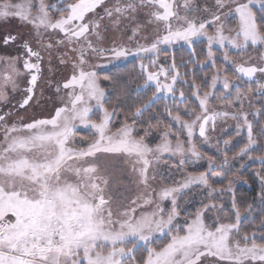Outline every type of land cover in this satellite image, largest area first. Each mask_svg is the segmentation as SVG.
<instances>
[{
	"label": "snow or ice",
	"instance_id": "6c2138e0",
	"mask_svg": "<svg viewBox=\"0 0 264 264\" xmlns=\"http://www.w3.org/2000/svg\"><path fill=\"white\" fill-rule=\"evenodd\" d=\"M9 19L31 32L0 38L17 48L0 55V264H264V104L248 99H264V0H0ZM176 45L188 58L161 63ZM228 120L247 134L231 160L261 164L251 202L233 137L210 135Z\"/></svg>",
	"mask_w": 264,
	"mask_h": 264
},
{
	"label": "trees",
	"instance_id": "16d2710c",
	"mask_svg": "<svg viewBox=\"0 0 264 264\" xmlns=\"http://www.w3.org/2000/svg\"><path fill=\"white\" fill-rule=\"evenodd\" d=\"M59 0H51V2L57 3ZM203 49V51H202ZM196 53L197 56L200 59H204L206 56V50L204 48V45H200L197 44L196 45ZM175 55L176 58V62L180 63L181 59H187L188 58V52L186 50H182L181 48H177L174 49L172 52H170L169 54L165 55L163 54V56L161 57V59H163L165 62H171L172 56ZM218 63L221 62V58L220 55H218L216 57ZM162 63V61H160ZM133 64H134V60H130V61H126L123 64H120V68L122 70V72H127V71H131L133 68ZM189 67H192L191 65H189ZM229 68L231 69V65H229ZM197 69V76L200 78H203L205 75H207L209 78L212 74V69L210 67V65H206L203 69H200V66L197 65L196 66ZM183 71V69H182ZM189 79H191V77H189ZM142 83V81H139ZM134 86V84H133ZM151 92H148L147 95L145 96V99H147V96H150ZM217 95H219V89L217 90ZM255 102H256V107H259L260 105H262L263 101L262 98L255 96ZM156 107H160L163 108V100H161V102L159 104L156 105ZM120 118L123 119V113H120ZM156 138V133L155 131L153 132V135L151 137H149L150 140L155 139ZM246 143V141H242L239 145L235 146L228 154L229 159H230V164L233 167V169L235 170V168H240V165L243 163L245 165V167L240 168V172L249 179V185H251V187H249V185H247V187L244 186H236L237 188V197L238 199H240L241 201H247V202H251L254 200L257 191L259 190L258 187L253 183V178L251 177V173L254 171H258L261 168V164L260 163H252V160H248L246 157L243 159H237L236 161H232L231 157L235 155V153L239 150V148L241 146H243V144ZM204 151V150H203ZM206 155H210L207 151H204ZM261 154L259 149H257V151L255 153H253V155H259ZM219 156L220 160H223V155H216ZM253 161H258V160H253ZM206 169V161H201L199 164H196L193 169H190V172H198L201 170H205ZM200 197H192L191 193H189V197H186V199H189L190 202L187 204L182 203V208H187L190 211H194L195 207L198 205V201H199ZM225 203L228 204L230 203V201L225 198ZM256 213H259L260 211V207H259V202H256Z\"/></svg>",
	"mask_w": 264,
	"mask_h": 264
},
{
	"label": "rangeland",
	"instance_id": "374dc122",
	"mask_svg": "<svg viewBox=\"0 0 264 264\" xmlns=\"http://www.w3.org/2000/svg\"><path fill=\"white\" fill-rule=\"evenodd\" d=\"M57 3H59V1ZM227 23L230 26H233L235 24V21L231 17H229L227 20ZM30 32H31V27L23 24L22 22L18 21L17 19H9L6 21L0 20V36H2V37L5 36L6 34H14L17 36L27 37L30 34ZM110 35H112V34L110 33ZM33 47H35V44H33ZM177 48H181V47L179 45L174 46L172 49L168 50V54ZM11 50H14L13 46H8V47L2 46L1 47V45H0V55H6V53H9ZM16 52H17V50H16ZM163 54L164 53L161 52V54L159 56V61H162V63L165 62L163 59H161ZM130 60H134V59L130 57L127 61H130ZM124 62H126V61L118 62V64L120 65V64H123ZM48 78H49V73L47 70V62L45 61L44 79L47 80ZM40 86L46 88V85L43 82H41ZM9 91H11V90H9ZM255 96L256 95H253L250 93L248 99L256 107ZM262 101H263L262 103L264 104V99H262ZM247 103H248V101H245V104H247ZM218 104H219V101H217V100L213 101V106H218ZM248 110L252 111V109H248ZM38 112H39V110H38ZM21 114L25 115L26 118H28V117H31L32 111L29 110L27 113L22 112ZM250 119H254V117L250 116ZM234 129H235V121H232V120H228L226 122L218 121L215 132H210L213 144L216 143L217 138H220V144H221V147H223V139H227L229 136H232L233 137L232 143L227 146V153H229L235 146L239 145L242 141H247L246 131H243V132H241V134L239 136H236ZM80 135L87 136L88 135L87 130H83V129L78 130L77 139H79ZM197 142H198V144H200V147L202 148V150L207 151L210 155L220 154L217 152L215 147L209 148L207 145L201 144L199 141V137H197ZM172 160L178 162L177 158H172ZM252 163H260V162L252 160ZM194 166L195 165L188 166L181 174L177 175L176 178L179 179L181 175H186L188 172H190L191 168L193 169ZM175 171H176L175 168H173L174 174H175ZM239 185L247 187V185H244V184H237L236 186H239Z\"/></svg>",
	"mask_w": 264,
	"mask_h": 264
},
{
	"label": "flooded vegetation",
	"instance_id": "af4514ba",
	"mask_svg": "<svg viewBox=\"0 0 264 264\" xmlns=\"http://www.w3.org/2000/svg\"><path fill=\"white\" fill-rule=\"evenodd\" d=\"M7 35V34H6ZM4 37V36H3ZM2 36H0V38H3ZM0 45H1V47L3 46V44L2 43H0ZM11 46V45H10ZM3 47H5V46H3ZM14 47V50H11L9 53H11V54H15L16 53V50H17V48L15 47V46H13ZM6 54H8V53H6ZM11 92V91H10ZM13 103H15V101H13ZM4 110L5 111H7V108H4Z\"/></svg>",
	"mask_w": 264,
	"mask_h": 264
}]
</instances>
